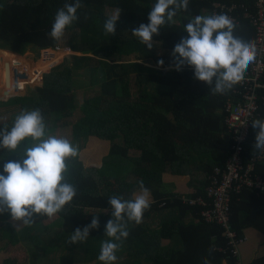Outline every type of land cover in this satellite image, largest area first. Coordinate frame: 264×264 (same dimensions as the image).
<instances>
[{
	"label": "trees",
	"instance_id": "1",
	"mask_svg": "<svg viewBox=\"0 0 264 264\" xmlns=\"http://www.w3.org/2000/svg\"><path fill=\"white\" fill-rule=\"evenodd\" d=\"M70 2L73 0H0V50L22 55L28 50L39 53L63 47V37L57 42L49 33L57 11ZM81 2L79 20L65 33L76 31V44H67V48L83 56L65 58L43 76L42 86L29 92L27 97L0 102V110L3 109L0 128L10 129L21 111L38 108L48 134L68 127L78 107L79 116L71 124V135L72 145L79 146L77 155L67 160L66 173L67 182L77 186L78 192L55 216L59 223L54 239L65 244L57 264L78 263L67 241L76 228L83 229L94 216H98L100 227L93 229L87 242L82 243L92 252L87 259L99 262L100 248L90 247V243L109 239L105 236L106 223L112 218L108 199L132 198L139 191L140 181L150 190L152 202L141 224L128 222L130 235L121 242L117 260L126 256L138 260L139 264H204L206 258L211 264H264V192L243 189L231 197L230 226L244 238L237 258L229 250L223 229L203 220L201 206L188 203L197 197L209 202L208 178L215 166H224L231 153L233 141L224 121L225 105L237 98L240 87L235 86L224 95H213L205 82L194 78L193 68L184 66L181 71L175 70L171 55L174 46L188 35L185 24L195 15L220 13L217 4L233 7L230 15L237 24L235 34L254 42L251 16L256 14V8L252 0H190L189 10L180 11L154 37L152 49L133 36L131 30L140 23H148V12L155 0ZM116 11L121 15L115 34L110 35L103 25L107 14ZM56 55L55 60L33 70L35 75L57 64L60 54ZM129 56L140 63H124L122 60ZM161 59L162 67L158 64ZM24 60L0 52V97L12 94L4 88L3 64L26 71ZM26 72L30 78L34 77L31 70ZM87 88L95 89L77 106L75 92ZM258 91L259 97L264 98V88ZM10 112L14 114L3 118L2 114ZM256 118L264 119V105L260 104ZM255 135L251 124L242 143L244 160L257 151L253 149ZM101 142L108 144L107 153L93 156L95 148L90 158L97 162L85 164L81 156L83 148H87L84 146L96 143L102 147ZM8 159L20 157L0 148V172ZM256 172L264 176V159L257 164ZM165 174L187 177L189 193L182 196L166 190ZM5 215L11 216L7 212L1 214ZM48 219L35 217L31 226L19 230L6 223L0 229V251L24 242L39 251L36 263L38 259L42 261L46 254H43L41 237L50 229L43 221ZM156 221V228L151 230ZM16 262L7 258L2 264Z\"/></svg>",
	"mask_w": 264,
	"mask_h": 264
},
{
	"label": "clouds",
	"instance_id": "2",
	"mask_svg": "<svg viewBox=\"0 0 264 264\" xmlns=\"http://www.w3.org/2000/svg\"><path fill=\"white\" fill-rule=\"evenodd\" d=\"M190 0H155L148 12V23H140L132 34L148 49L154 47V37L161 28L173 22L180 11L189 10ZM81 0L65 3L60 8L49 33L54 41H60L65 31L79 20ZM121 12L108 15L104 30L110 35L116 32ZM237 24L227 14L195 15L185 24L187 36L174 46L171 53L175 70L184 66L194 69V78L205 82L213 95H224L240 84L251 63L256 59L254 42L245 41L235 34ZM158 64L162 67L164 61ZM255 130L253 149L264 152V119L252 121ZM27 142V143H25ZM0 148L16 153L20 159H8L0 172V214L10 213L13 221L31 226L35 217L53 218L65 209L77 196V186L67 182V160L77 155V149L67 138L50 135L40 109L23 110L12 127L0 128ZM150 190L139 182V192L132 198L112 196L111 219L105 226V239L101 242L98 260L102 264H115L121 242L130 233L128 222L139 225L145 211L150 208ZM100 221L94 216L91 223L76 228L70 243L87 241L93 229H99ZM212 249H209L211 254ZM204 264H211L205 258Z\"/></svg>",
	"mask_w": 264,
	"mask_h": 264
},
{
	"label": "built area",
	"instance_id": "3",
	"mask_svg": "<svg viewBox=\"0 0 264 264\" xmlns=\"http://www.w3.org/2000/svg\"><path fill=\"white\" fill-rule=\"evenodd\" d=\"M256 8V14L252 17L255 28L254 43L257 49L256 59L250 64L243 81L236 85L240 87L237 98L228 101L225 105V125L231 132L233 141L231 153L224 166H215L209 176L206 196L209 200L202 198L188 200L190 205L202 207L201 216L206 223L215 224L223 229V236L227 239V245L233 257L238 256L239 246L244 243V238L239 237L230 226V202L234 193L243 189L264 192V176L256 172L257 164L264 159V152L255 151L246 160L242 157V143L247 139L253 119L258 116L260 104L264 105V98L259 97L258 89L264 88L262 77L264 74V0H252ZM221 14H227L233 7L216 5ZM214 11L212 14H220ZM232 18V17H231ZM74 54L69 48L55 47L52 50L41 51V59L48 61L54 54ZM19 71V72H18ZM29 78L26 71L17 67L11 72L12 97H21ZM260 100V102L258 101ZM224 264H226L224 262ZM236 264H241L237 262Z\"/></svg>",
	"mask_w": 264,
	"mask_h": 264
},
{
	"label": "rangeland",
	"instance_id": "4",
	"mask_svg": "<svg viewBox=\"0 0 264 264\" xmlns=\"http://www.w3.org/2000/svg\"><path fill=\"white\" fill-rule=\"evenodd\" d=\"M114 13L115 12H111L109 14L106 13V14L108 16V15H111ZM76 35H77L76 31L66 32L63 36V43H64L63 47L67 48L68 47L67 44L70 46L75 45L77 42ZM71 56H73V54H65V53L63 54L61 52L60 53V60L54 66H56V67L59 66L60 64H62L64 62L65 58L68 59ZM77 56L80 57V56H83V54H77ZM84 56H90V55H84ZM21 57H23L22 59H26V60H29L31 62H36V64H34L35 65L34 70H37V69L39 70L40 65L46 64L47 62H50V61L58 58V56L56 54H54L52 56V58L48 59V61L45 62V61H43V59H41L40 52L35 53L34 51H31V50H28L25 53H23L21 55ZM122 61L124 63H135V62L140 63L139 61H137L135 59L134 56L126 57ZM28 63H30V62H27V69L32 71V67L30 65H28ZM67 65H68V63H67ZM145 66H147V65H145ZM27 69H26V71H27ZM32 86H35V85H32ZM35 89L36 88H34V90ZM94 89L95 88H93V89L87 88V89L76 91L75 92V100L77 102V106L81 105L83 103L84 98L87 96V94H90L92 92V90H94ZM26 90L27 91L23 92L24 97H27L30 93L34 92V90L28 91V88ZM23 94L21 96H23ZM14 98H16V97H12L9 99H14ZM9 99H7V101H9ZM7 101H5V102H7ZM0 111L3 112V109H1ZM13 114H14V112H10L6 115L2 114V116H3V118H7ZM78 116H79V111H78V107H77L76 110L74 111V116L71 118L70 125L63 130L53 131L50 135H56L58 137L67 138L73 144V139H72V135H71L72 134L71 124L78 119ZM89 144L84 146L87 148H83L84 152L81 153L82 159L84 160L85 164H91V163L97 162V161L90 158V154L95 148H98L100 150V152H102V147L99 146L98 144H96V143H93L91 145H89ZM73 146L76 148L79 145L74 144ZM151 202L152 201H150V203ZM6 223L12 224V226L16 230H19L24 226V225L20 224L19 221H13L11 216L5 215L4 217H2L0 214V229L3 228ZM58 223H59V220L57 221L55 216L51 219L43 221V224L49 225L50 229L45 236L41 237V240L43 241L41 246H43V249H44L43 254H46V255H44V258L42 259V261H40L38 259L37 260L38 262L36 263L35 258L37 256H39V251L37 249L30 246L28 243L26 244L24 242H21V243H18L17 245H8L6 247V249H4L3 251H0V264H2V262L7 258L16 259L17 262L15 264H57V259L59 258L60 254L63 253V248L65 245L64 243L56 241L54 239L55 236H57V234H58V229H57ZM157 223H158V221H156L151 226V230H154L156 228ZM71 235H70V237H71ZM86 242L87 241H85V243ZM92 246L96 247V248L98 247V249H99V248H101V243L91 242L90 247H92ZM67 247L72 249L74 251V254L76 253V257H77L76 262H78L77 264H95V263L96 264H102L101 261H99V262H97L96 260L89 261L87 259L88 258L87 256L91 255L92 252L90 250H88L87 247H85V245L83 243L80 246V243H77V244L70 243V239H69L67 241ZM69 254H72V253H69ZM86 262H88V263H86ZM115 264H139V263H138V260H135L134 258H128L126 256H122V258L120 260H117L115 262ZM140 264H143V263L140 262Z\"/></svg>",
	"mask_w": 264,
	"mask_h": 264
},
{
	"label": "crops",
	"instance_id": "5",
	"mask_svg": "<svg viewBox=\"0 0 264 264\" xmlns=\"http://www.w3.org/2000/svg\"><path fill=\"white\" fill-rule=\"evenodd\" d=\"M75 56H77V55H75ZM24 62H30V63H28V65H30L32 67V72H33V70L35 68L34 64H36V62H31V61L26 60V59L24 60ZM33 74H34V77L33 78L29 77L30 81H29L28 85L25 87L24 92L27 91L26 90L27 88H28V91H33L34 88H39L40 87V84L42 83L41 75L36 76L35 72H33ZM32 85H35V86H32ZM21 97H24V94ZM56 131H58V130H56ZM100 145H102V152H104L103 154L107 153L108 144L105 143V142H101ZM95 151H96V154H94L93 156L97 157V155L100 153V150L97 148ZM163 180L168 183V185L165 186V188L169 192H174V193L180 194L182 196H184L185 194L189 193L188 186H187V181H188L187 177L165 174V175H163ZM138 192L139 191H137L136 193H138ZM150 201H152V196L151 195H150Z\"/></svg>",
	"mask_w": 264,
	"mask_h": 264
},
{
	"label": "water",
	"instance_id": "6",
	"mask_svg": "<svg viewBox=\"0 0 264 264\" xmlns=\"http://www.w3.org/2000/svg\"><path fill=\"white\" fill-rule=\"evenodd\" d=\"M0 52H6V53H10L16 57H21V55L19 54H15L13 52H10V51H2L0 50ZM74 56L77 55V54H73ZM23 58V57H21ZM13 65H10L8 63H4L3 64V73H4V88L7 89V90H10L11 88V72H12V69L15 68L14 66L12 67ZM56 66H53L51 67L47 72H44L41 74V77H42V82H43V76L45 74H48L52 69H54ZM42 86V83L40 84V87ZM33 90V89H32ZM10 96H7V95H4L3 97H0V102H5L7 101V99H9Z\"/></svg>",
	"mask_w": 264,
	"mask_h": 264
}]
</instances>
